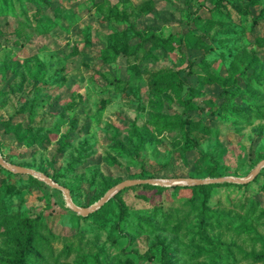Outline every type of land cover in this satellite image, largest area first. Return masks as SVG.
I'll list each match as a JSON object with an SVG mask.
<instances>
[{"label":"rangeland","instance_id":"obj_1","mask_svg":"<svg viewBox=\"0 0 264 264\" xmlns=\"http://www.w3.org/2000/svg\"><path fill=\"white\" fill-rule=\"evenodd\" d=\"M200 1L10 0L0 12L2 156L45 173L84 208L126 180L251 174L264 159V73L257 94H245L263 115L243 116L236 111L241 100L219 97V86L205 83L203 63L211 74L228 77L237 59H259L251 68L259 73L264 22L251 27L250 17L242 19L233 10L214 13L208 51L197 40L200 24L189 23ZM253 9L264 11V0ZM198 17L207 21L208 12ZM138 32L183 36L182 52L150 42L138 56L116 54L115 35L134 45ZM190 59L197 61L189 77L195 94L187 87L178 94L153 84V73L186 69V74ZM192 97L204 111L183 103ZM187 119L194 122L193 139L186 134ZM4 176L17 190L8 204L19 219L44 224L42 253H52L49 264H82L80 258L93 257L106 264L128 258L161 264L160 246L143 258L158 239L170 245L171 264H262L244 253L264 248V220L248 217L242 206L259 196L264 210V168L248 186L212 183L219 185L206 212L188 186L160 190L165 186L140 184L88 216L74 211L64 191L44 180ZM4 176L0 173V181ZM256 235L262 240L252 239ZM4 239L1 264L12 254L1 245Z\"/></svg>","mask_w":264,"mask_h":264},{"label":"trees","instance_id":"obj_2","mask_svg":"<svg viewBox=\"0 0 264 264\" xmlns=\"http://www.w3.org/2000/svg\"><path fill=\"white\" fill-rule=\"evenodd\" d=\"M10 0H0V12L3 11L2 8L8 5ZM244 0H204L198 2V6L195 10L191 11V19L189 23L192 24L194 22L200 24L201 30H203V34L197 37V40L200 42L201 46H206L209 51L210 48L206 43V35L208 36V32L213 30L215 27V19L213 17L214 13H221L222 10H233L236 14L242 18L247 19L251 18L253 24L251 27L258 26L261 22H264V11H261L259 14H256L254 11V6L259 4V0H250L248 5L243 8L242 2ZM202 10H206L208 12L207 21H202L200 16V12ZM137 42L134 45H130L128 41H125L123 37L120 35H115V41L120 45V48H116L113 46L116 54H124L126 56H138L140 52L144 49L146 44L153 43L157 46H161L167 48L169 50L178 49L182 52V46L184 43L183 36L177 34H171L168 37H161L155 34H149L145 37L142 36L141 33H136ZM120 37V38H119ZM259 42L264 44V38H259ZM236 65L231 69L228 77H224L219 73H210V65L207 62L203 63L205 70L207 71V75L204 76V81L207 84L218 85L220 88L219 97L229 98L241 100L242 103L238 104L236 107V111L240 115H251L256 113L257 115H263L260 113L261 108L256 107L252 103H250L245 94H257L255 93V86L259 83V80L262 78V74L264 73V69L259 68V73H257V67L251 69L254 65L253 61L257 62L256 65H259V59H251L245 60V58L237 59ZM197 64V61L194 59L189 60V66L186 74H182L186 69H179L177 71H171L167 73H153V84L161 83V90L173 89L178 94L182 93L183 89L187 87L188 90H192L195 92V87L192 86L190 82V76L194 74L193 66ZM35 73L34 77L36 81L41 80ZM244 80L248 85L246 88L241 86V81ZM186 106H193L194 108H199L200 106L196 102V100L192 97L188 101H183ZM235 107V106H234ZM201 111H204L203 108L200 107ZM185 123L188 125L189 129L186 133L189 138L191 137L193 130L194 122L190 119H187ZM195 139V138H194ZM198 142V139H195ZM6 158V157H5ZM23 166V165H22ZM26 167V166H25ZM7 172L9 174H13V172L7 170L6 168L0 165V173L4 176V173ZM214 174V172L212 173ZM261 174V172H260ZM259 174V175H260ZM258 175V176H259ZM257 176V177H258ZM256 177V178H257ZM254 179V181L256 180ZM254 181L238 186H248ZM219 184H203V185H195L188 186L193 191H195L199 198L201 209L203 212L208 211L209 203L212 197V191L215 186ZM151 186V185H149ZM160 190L167 189L166 187H159ZM17 192L13 184L7 182L6 177L0 181V237L5 238L2 242L7 248L12 251V254L6 256L2 264H49V257L53 258L52 253L49 257H45L42 253V242L45 239L42 235L45 230L44 224L40 223L37 219L26 217L23 220H20L18 215L13 211L12 207L9 206L8 200L12 199V196ZM71 192V191H70ZM122 191H120L118 195H120ZM72 195V192H71ZM9 196V199H7ZM73 197V195H72ZM100 198V197H99ZM98 198V199H99ZM97 199V200H98ZM74 200V199H73ZM96 200V201H97ZM109 201L107 202V204ZM263 200L259 196L253 197L250 199V204L243 205V209L247 208L246 215L248 217H253L257 221L264 220V210L262 207ZM107 205H104L95 213L101 212ZM126 208L124 205L121 206V219L125 220ZM241 230H247L245 225H240ZM252 239L259 242L261 241V237L259 235L254 236ZM161 247V264H171L170 263V254L173 252L170 245L167 244L165 239L156 240L149 251L143 255L148 257L150 253L157 247ZM244 257L246 259H252L254 263H262L264 264V248L258 252L256 250H252L250 252H245ZM84 260L85 263L82 264H106L103 263L100 259H95L93 257L92 260H88L86 258H80ZM56 262V260H55ZM54 262V264H56ZM1 264V263H0ZM117 264H136L134 260L131 258L126 259L125 261H120Z\"/></svg>","mask_w":264,"mask_h":264},{"label":"water","instance_id":"obj_3","mask_svg":"<svg viewBox=\"0 0 264 264\" xmlns=\"http://www.w3.org/2000/svg\"><path fill=\"white\" fill-rule=\"evenodd\" d=\"M0 165L13 173L26 174L37 177L41 180H44L52 187L63 190L68 205L77 213L82 214L84 216H88L90 213H93L98 209H100L104 204H106L112 197L117 195L120 191L140 184H152V185H160L165 187L177 186V185L193 186V185L224 183V182L247 184L254 181V179L260 174V172L264 168V159L258 163V165L255 167L252 173L249 174L247 177L228 176L221 178H172V179L146 178V179L126 180L119 183L115 187L111 188L99 201L86 208L77 205L73 200L70 190L54 182L53 179L50 178L45 173H42L40 171H37L29 167L11 163L7 161L2 156L1 153H0Z\"/></svg>","mask_w":264,"mask_h":264}]
</instances>
